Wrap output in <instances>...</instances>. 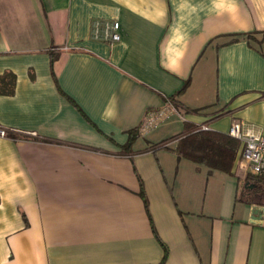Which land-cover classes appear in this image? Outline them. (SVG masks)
<instances>
[{
    "label": "crops",
    "instance_id": "obj_1",
    "mask_svg": "<svg viewBox=\"0 0 264 264\" xmlns=\"http://www.w3.org/2000/svg\"><path fill=\"white\" fill-rule=\"evenodd\" d=\"M251 32L264 0H0V264H264V175L154 150L177 120L130 142L170 97L264 135V46L225 44ZM187 171L201 201L177 193Z\"/></svg>",
    "mask_w": 264,
    "mask_h": 264
},
{
    "label": "trees",
    "instance_id": "obj_2",
    "mask_svg": "<svg viewBox=\"0 0 264 264\" xmlns=\"http://www.w3.org/2000/svg\"><path fill=\"white\" fill-rule=\"evenodd\" d=\"M239 40H245L251 48L261 52L260 49L264 46V32L231 35L225 44L234 43ZM51 59L53 62L54 57L52 56ZM170 99L184 116L198 112V110L190 109L182 111V107L175 97H170ZM136 137H138L137 130L130 131V142ZM157 149L170 150L177 155L178 159L185 158L195 164L204 165L210 170H217L235 177L236 163L240 157L242 145L226 133L214 130L202 131L197 124L186 121L183 123L181 134L154 148V150ZM140 194L143 196V192ZM161 246L164 248L163 244Z\"/></svg>",
    "mask_w": 264,
    "mask_h": 264
},
{
    "label": "built area",
    "instance_id": "obj_3",
    "mask_svg": "<svg viewBox=\"0 0 264 264\" xmlns=\"http://www.w3.org/2000/svg\"><path fill=\"white\" fill-rule=\"evenodd\" d=\"M90 34L91 38L97 41L109 44L118 42L120 40L119 23L109 20H94L91 24ZM172 119L182 123L187 121L173 101L166 98L163 106L145 113L137 127V136L143 138ZM199 129L202 131L211 130L205 125H200ZM226 134L242 145L236 168L251 175H264V135L253 125L237 121L230 124ZM6 135V129L0 126V137L3 138Z\"/></svg>",
    "mask_w": 264,
    "mask_h": 264
},
{
    "label": "rangeland",
    "instance_id": "obj_4",
    "mask_svg": "<svg viewBox=\"0 0 264 264\" xmlns=\"http://www.w3.org/2000/svg\"><path fill=\"white\" fill-rule=\"evenodd\" d=\"M170 121H176V119H172ZM183 123H181L180 121H176L171 128H169L168 130L165 129H161L159 132L155 133L154 137L155 138H160L162 136H170L169 134H174V136L172 137H168V139L165 140V142H168L170 140H172L173 138H175L176 136H178L179 134H181L182 130H183ZM176 134V135H175ZM185 163H188V165H195L192 164L191 162L186 161ZM199 165L197 164V166L194 167H198ZM193 167V166H191ZM205 169V168H203ZM186 175L188 174V176H180L177 180V188L176 191L179 195V191L183 190L184 193L187 194H191L192 197H195L197 199H199V201H201L203 199V191H204V186H205V180H206V175L200 173L199 175H192L191 172L188 173V171L185 173ZM169 178L171 183L173 182V178L171 177V174H169ZM213 182V181H211ZM189 185V186H188ZM195 187V189H194ZM193 189H194V194H193ZM212 197H213V202L214 204L218 201V196L216 193H211ZM180 198V197H179ZM202 203L200 204V207L198 210V212H204V209H202Z\"/></svg>",
    "mask_w": 264,
    "mask_h": 264
}]
</instances>
